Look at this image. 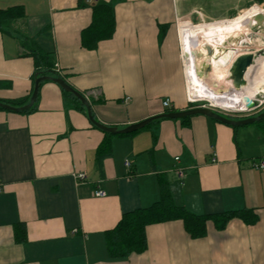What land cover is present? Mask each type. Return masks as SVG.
<instances>
[{"label":"crops","instance_id":"crops-1","mask_svg":"<svg viewBox=\"0 0 264 264\" xmlns=\"http://www.w3.org/2000/svg\"><path fill=\"white\" fill-rule=\"evenodd\" d=\"M98 2L112 6L116 27L89 50L82 35ZM16 6L24 15L0 31V101L32 93L34 61L25 54L34 45L55 54L96 121L123 129L164 114L165 100L188 110L183 43L184 55L264 11V0H0L1 10ZM64 92L46 81L31 112L0 110V264H264V169L255 166L264 160V120L231 126L196 115L108 137ZM163 180L172 203L195 216L257 219L231 216L221 230L209 222L202 238L181 220L149 225L145 251L111 259L107 232L159 202Z\"/></svg>","mask_w":264,"mask_h":264},{"label":"trees","instance_id":"trees-1","mask_svg":"<svg viewBox=\"0 0 264 264\" xmlns=\"http://www.w3.org/2000/svg\"><path fill=\"white\" fill-rule=\"evenodd\" d=\"M94 17L91 25L84 31L82 35V46L86 49H95L100 41L112 37L116 27V19L111 5L106 3H96L93 7ZM24 15L21 6L11 7L5 10L0 9V31H4L5 25L10 21L20 18ZM34 61L35 74L33 84L39 77L48 76L52 78L66 79L65 75H61L55 68V54L46 52L36 46H30L28 53L25 54ZM66 81V80H65ZM2 86V84H0ZM34 89V88H33ZM33 93V90H32ZM32 93L21 100L1 101L3 103L20 107L29 103ZM71 97L80 110H85L82 103L72 95L64 92ZM190 108V106H189ZM33 109V108H32ZM32 109L26 111L31 112ZM1 111H5L0 109ZM176 112V110H167L165 113ZM137 133V132H135ZM135 133L124 135L131 136ZM108 137V133H105ZM110 152L108 139L99 147L98 158L101 160ZM161 198L151 208L136 210L134 212L123 215L117 226L107 232L106 244L111 259H125L132 254H139L147 248L145 229L149 225L167 223L171 221H183L187 232L193 238H202L206 234L207 223H213L217 229H224L231 216L238 215L246 224L255 223L257 218H245L242 214H230L224 218L218 216H195L187 212L184 208L177 207L172 203L169 195L166 181L161 182ZM24 229V227H23Z\"/></svg>","mask_w":264,"mask_h":264},{"label":"bare ground","instance_id":"bare-ground-1","mask_svg":"<svg viewBox=\"0 0 264 264\" xmlns=\"http://www.w3.org/2000/svg\"><path fill=\"white\" fill-rule=\"evenodd\" d=\"M261 14L264 15V11L255 12L222 32L211 34L188 46L187 50L184 52V57L188 71V75L186 74L187 83L191 95L202 97L230 111H245L247 109L245 102L246 97L254 100L258 98L257 95L260 96L264 94V60H262L259 66L258 62L260 59H257L255 65L249 69L246 75L247 86L243 90L230 91V84L226 82L228 70L232 62L239 53H243L241 45L244 43L248 44V46L250 45L253 49L258 51L264 49V47L259 48L255 42L250 39L252 32L250 26H256L257 23L254 21V17ZM249 23H252V25L249 26ZM257 35L260 34L257 33ZM207 48L212 49L211 56L208 55ZM250 50L252 49L247 48V51ZM183 51L184 47L182 49V52ZM204 64H208L213 68V72L209 77H200L198 75L199 70H195L197 65L198 67H202ZM260 69H262L263 73L251 84L255 72L258 73ZM216 78L218 83H216ZM251 90L252 92L254 91L255 95L250 94Z\"/></svg>","mask_w":264,"mask_h":264},{"label":"water","instance_id":"water-1","mask_svg":"<svg viewBox=\"0 0 264 264\" xmlns=\"http://www.w3.org/2000/svg\"><path fill=\"white\" fill-rule=\"evenodd\" d=\"M254 21L257 23L256 26L252 27V23H249V26L251 28V31L254 34L262 33L264 31V15H258L254 17ZM208 55H212V49L207 48ZM257 57L254 52L252 51H245L243 53H239L234 61L232 62L229 70H228V76L226 77V82L230 84V91H241L247 86V79L246 75L251 67H253L256 63ZM198 75L200 77H209V75L213 72L212 66L208 64H204L202 67H199ZM46 81H51L61 87L66 93L72 95L76 99H78L82 105L87 109L88 117L91 123L98 128L99 130L103 131L104 133H108L110 135H129L132 133H135L137 131H140L144 129L146 126L151 124L154 121L161 120V119H171V120H180V119H186L192 116L196 115H203L207 116L209 118H212L214 120H217L221 123L231 125V126H244L249 125L253 123H258L262 120H264V110L259 113L255 117L246 118L243 120H232L226 117H223L211 110L204 109V108H193L188 109L185 111H176V112H169L164 113L161 115L153 116L151 118H148L142 122H139L137 124H133L130 126H127L123 129H118L116 127H108L105 126L98 121L95 120L91 106L87 100V98L79 91L74 89L69 83H67L63 78H52L48 76L39 77L35 80L34 83V89L33 93L31 95L30 101L28 104L20 107H15L6 103H3L0 101V109L8 111V112H14V113H23L28 111L33 107L35 104L39 90L41 87V84ZM246 107L248 109H253L256 105L250 98H245Z\"/></svg>","mask_w":264,"mask_h":264},{"label":"built area","instance_id":"built-area-1","mask_svg":"<svg viewBox=\"0 0 264 264\" xmlns=\"http://www.w3.org/2000/svg\"><path fill=\"white\" fill-rule=\"evenodd\" d=\"M252 52L255 53L257 59L260 56H258V52L256 50H251ZM182 60H183V64H184V68H185V61H184V55L182 52ZM58 67V66H57ZM59 74L60 73V69L57 68L56 70ZM185 84H186V94H187V101H188V105L190 106V109L193 108H204V109H208L211 110L223 117L226 118H233V119H237V118H245L248 116H252L254 114H259L264 110V94H261L258 98L254 99L253 102L255 103V107L253 109H246L245 111H230L225 109L224 107L217 105V104H213L210 101H207L205 99H203L202 97H195V95H191L189 92V86L187 83V77H186V72H185ZM163 105L166 109L170 110L172 108L171 105V101L170 100H165L163 102ZM126 166L130 167L131 164L129 161H126ZM255 166L260 168V169H264V160H261L259 162L255 163ZM85 174L83 173H79L76 175V179L80 180V181H84L85 180ZM96 196L102 197L105 195V193L103 191H98L95 194Z\"/></svg>","mask_w":264,"mask_h":264},{"label":"rangeland","instance_id":"rangeland-1","mask_svg":"<svg viewBox=\"0 0 264 264\" xmlns=\"http://www.w3.org/2000/svg\"><path fill=\"white\" fill-rule=\"evenodd\" d=\"M264 8V7H263ZM250 14H254V12H250L249 14H247L246 15V17L245 18H247L248 17V15L250 16ZM235 17H237V16H235ZM234 17V18H235ZM243 17V19L242 20H244L245 18ZM233 19V18H232ZM241 20H237V21H235V22H232L231 24H229V25H227V26H225V27H228V26H233V25H235L236 23H238V22H240ZM196 23V25H198V24H203V23H205V22H201V23H199V22H195ZM199 33V32H198ZM198 33H196V34H198ZM196 34H193V35H191L190 36V38L192 37V36H194V35H196ZM260 35H257V34H254L253 32H251V35H250V39L253 41V42H255V44L259 47V48H263L264 47V31L262 32V33H259ZM185 41V40H184ZM186 41H187V39H186ZM181 42V41H180ZM186 43L184 42L183 43V47H184V49H186ZM242 46V51L243 52H245V51H247V48H251L252 50H255V49H253L252 48V46H248V44H243V45H241ZM245 49V50H244ZM251 51V50H250ZM256 51H258V50H256ZM261 52L260 53H258V56H262V57H260V58H258V59H260V61L258 62V65L260 66V64L262 63V60H264V49H262V50H260ZM258 66V67H259ZM261 73H263V71H262V69H260V71H258V73H256L255 72V75H254V78H253V80L251 81V84H253L258 78H259V76H260V74ZM218 79H219V77H218ZM214 81V80H213ZM251 93L250 94H252V95H255V93H254V91L252 92V90L250 91Z\"/></svg>","mask_w":264,"mask_h":264}]
</instances>
